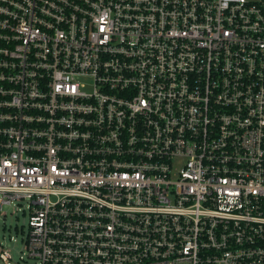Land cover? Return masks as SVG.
<instances>
[{"label": "built area", "instance_id": "2783aa9c", "mask_svg": "<svg viewBox=\"0 0 264 264\" xmlns=\"http://www.w3.org/2000/svg\"><path fill=\"white\" fill-rule=\"evenodd\" d=\"M13 204L23 264H264V0H0Z\"/></svg>", "mask_w": 264, "mask_h": 264}, {"label": "rangeland", "instance_id": "374dc122", "mask_svg": "<svg viewBox=\"0 0 264 264\" xmlns=\"http://www.w3.org/2000/svg\"><path fill=\"white\" fill-rule=\"evenodd\" d=\"M28 231L29 213L25 204L3 208L0 216V246L11 254L15 264H23V260H26L25 241ZM0 264L4 263L0 261Z\"/></svg>", "mask_w": 264, "mask_h": 264}]
</instances>
